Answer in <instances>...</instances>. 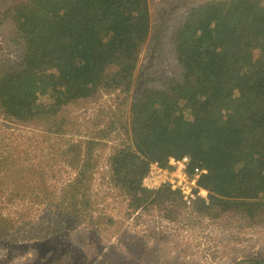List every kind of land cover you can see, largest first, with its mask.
I'll return each instance as SVG.
<instances>
[{
	"label": "trees",
	"instance_id": "1",
	"mask_svg": "<svg viewBox=\"0 0 264 264\" xmlns=\"http://www.w3.org/2000/svg\"><path fill=\"white\" fill-rule=\"evenodd\" d=\"M0 2L5 42L20 51L0 74V111L6 118L21 125L52 120L59 131L71 105L97 102L103 93L133 92L130 120L121 124L125 133H118L123 138L113 147L99 140L108 137L96 130L105 122L102 114L93 118L96 125L85 127L97 137L61 140L56 148L50 142L47 155L41 147L38 163L28 158L20 163L21 153L0 151L2 179H19L13 187H0L1 240L8 241L5 232L17 215L22 236L31 233L27 240L46 238V222L55 233L64 229L67 215L80 217L78 204L99 200L94 182L103 157L106 184L133 210L155 207L167 220L181 207L195 223L227 213L264 223L263 0H201L179 24L158 33L149 0ZM147 42L149 53L156 48L135 79ZM165 46L177 59L173 76L151 72L156 65L149 58ZM74 126L71 132H80ZM183 157L190 158V174L207 170L198 185L208 192V203L198 198L188 208L179 192L142 187L151 163L168 166L170 158ZM57 165L69 173L63 182ZM168 210L175 215H166Z\"/></svg>",
	"mask_w": 264,
	"mask_h": 264
},
{
	"label": "rangeland",
	"instance_id": "2",
	"mask_svg": "<svg viewBox=\"0 0 264 264\" xmlns=\"http://www.w3.org/2000/svg\"><path fill=\"white\" fill-rule=\"evenodd\" d=\"M200 1L149 0L153 32L158 33V30H168L176 26L183 19L187 8ZM1 25L2 23H0V74L8 65L13 66L20 56L18 47L5 42ZM6 27L5 24L4 29ZM149 47L150 42H147L142 48L135 79L139 69L148 64L147 55H151L156 48L153 46L149 53ZM167 47L158 51L155 59L154 56L149 58L156 65L151 72L167 76L179 72L177 59ZM131 95L132 91L128 94L119 91L109 95L103 93L97 102L71 105L65 109L67 116L62 119V125L59 122L61 120L57 121L62 128L59 131L54 128L52 120L46 123L42 121L21 125L19 122L9 120L0 111V151L10 156L21 153L20 163L25 158L38 163L41 147L46 153L48 147L52 146L51 143L56 148L59 147L56 142L61 140L75 142L97 137L96 134L86 133L85 127L88 122L96 125V119L93 118L102 114L106 116L105 122L96 130L97 133L100 130L107 131L103 132V136L108 137H99V140L113 147L123 138V135H118L124 132L121 124H128L130 120ZM44 100L45 102L40 99L39 102L46 104L47 100ZM114 122L118 125L113 126ZM74 124L77 131H80L75 134L71 132L75 128ZM124 138L127 139L128 136L124 135ZM108 153L109 151L105 155ZM43 159L48 160L46 157ZM8 164L9 161H6V168L10 169ZM43 167L46 165L43 164ZM57 167L56 170L63 168L64 171L60 182L68 179L66 166ZM108 169L106 159L103 157L94 182L97 186L94 193L97 194L98 191L96 197L99 200L92 197L91 206L78 204L75 209L80 217L74 214L67 215V218L62 217L65 223L62 231L58 229L53 233L49 228L52 224L49 221L46 222L48 226L46 238L27 240L31 233L22 236L24 235L22 224L18 222V215H14L17 223L9 227L4 236L8 237V241L0 239V264H250L252 261L264 263V223L248 220L245 222L242 218H232L229 213L215 218L205 216L201 222L195 223L198 219L193 215L191 218L194 221L190 219L186 210L183 208L181 210V207L178 216L167 220L160 216L161 211L155 207L133 210L125 197L119 196L113 185L106 184ZM73 172V176L74 174L76 176L77 171ZM5 175V172L0 175V182L3 181L0 187H13L17 184L19 179L4 180L2 178ZM173 212L168 210L166 215L173 217L175 215ZM37 218H40V214ZM26 220L33 222V218Z\"/></svg>",
	"mask_w": 264,
	"mask_h": 264
},
{
	"label": "built area",
	"instance_id": "3",
	"mask_svg": "<svg viewBox=\"0 0 264 264\" xmlns=\"http://www.w3.org/2000/svg\"><path fill=\"white\" fill-rule=\"evenodd\" d=\"M189 157L181 159L170 158L168 166L159 162L150 164L149 171L142 181V187L154 191L168 187L174 192H179L186 207H191L198 198L208 201V192L198 185L199 179L207 174L206 169L196 168L190 174L188 167Z\"/></svg>",
	"mask_w": 264,
	"mask_h": 264
}]
</instances>
